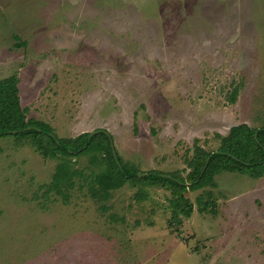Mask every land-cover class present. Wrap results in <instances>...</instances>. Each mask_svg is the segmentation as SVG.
<instances>
[{
  "label": "rangeland",
  "instance_id": "374dc122",
  "mask_svg": "<svg viewBox=\"0 0 264 264\" xmlns=\"http://www.w3.org/2000/svg\"><path fill=\"white\" fill-rule=\"evenodd\" d=\"M11 75L27 117L58 138L104 130L140 173L186 178L195 140L214 152L231 127L262 126L264 0H0V80ZM56 163L0 138V264H264V176L216 175L170 228L161 188L136 198L126 184L105 212L84 192L43 200Z\"/></svg>",
  "mask_w": 264,
  "mask_h": 264
},
{
  "label": "trees",
  "instance_id": "16d2710c",
  "mask_svg": "<svg viewBox=\"0 0 264 264\" xmlns=\"http://www.w3.org/2000/svg\"><path fill=\"white\" fill-rule=\"evenodd\" d=\"M18 84L16 75L0 80V138L14 137L25 141L43 158L57 161L50 181L39 187L43 200L52 195L67 204L74 192H84L105 212L109 209L106 203L112 192L126 184L140 188L136 198L141 197L143 188H161L171 195L168 199L169 225L173 228L181 224L182 218L187 219L192 214L193 206L185 197L186 192L214 187V177L223 172L239 173L252 179L264 176V118L260 128H250L245 123L231 127L226 136H218L220 145L214 152L204 151L195 140L192 155L186 160L190 169L186 178L178 172L165 174L157 171L138 176L139 169L124 162L117 153V158L113 157L112 138L104 130L62 139L48 124L28 118L27 109L20 104ZM235 96L236 90L231 93L229 102H234ZM80 157L87 158V166L79 167ZM203 193L205 196H198L196 203L200 212L210 213L214 199L210 191ZM108 217L114 219L113 215Z\"/></svg>",
  "mask_w": 264,
  "mask_h": 264
},
{
  "label": "water",
  "instance_id": "95a60500",
  "mask_svg": "<svg viewBox=\"0 0 264 264\" xmlns=\"http://www.w3.org/2000/svg\"><path fill=\"white\" fill-rule=\"evenodd\" d=\"M95 132H98V131H94L93 133H95ZM92 133V134H93ZM110 145H111V148H112V154H113V157L116 159L117 158V155H116V151H115V149H114V146H113V142H112V140L110 139ZM118 163V162H117ZM143 174H141V173H138V176H142Z\"/></svg>",
  "mask_w": 264,
  "mask_h": 264
}]
</instances>
